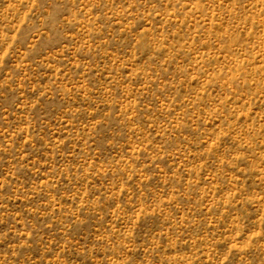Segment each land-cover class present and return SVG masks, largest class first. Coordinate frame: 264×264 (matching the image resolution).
<instances>
[{
    "label": "rangeland",
    "instance_id": "1",
    "mask_svg": "<svg viewBox=\"0 0 264 264\" xmlns=\"http://www.w3.org/2000/svg\"><path fill=\"white\" fill-rule=\"evenodd\" d=\"M0 264H264V0H0Z\"/></svg>",
    "mask_w": 264,
    "mask_h": 264
}]
</instances>
